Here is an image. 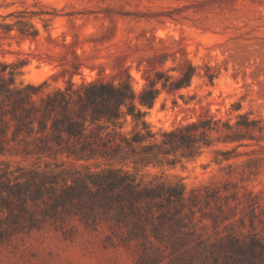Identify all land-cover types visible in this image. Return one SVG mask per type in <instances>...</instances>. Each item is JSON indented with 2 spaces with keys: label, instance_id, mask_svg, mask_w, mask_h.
<instances>
[{
  "label": "rangeland",
  "instance_id": "374dc122",
  "mask_svg": "<svg viewBox=\"0 0 264 264\" xmlns=\"http://www.w3.org/2000/svg\"><path fill=\"white\" fill-rule=\"evenodd\" d=\"M183 59L190 86L159 89L115 129L145 124L159 140L200 115L218 120L192 153L67 156L0 134V264H264V0H0V65L16 88L116 84L120 72L139 92L150 64L175 75ZM109 171L183 189L187 215L167 204L133 212L101 178Z\"/></svg>",
  "mask_w": 264,
  "mask_h": 264
},
{
  "label": "trees",
  "instance_id": "16d2710c",
  "mask_svg": "<svg viewBox=\"0 0 264 264\" xmlns=\"http://www.w3.org/2000/svg\"><path fill=\"white\" fill-rule=\"evenodd\" d=\"M0 66V134L8 129L12 135L24 133L38 142L37 149L42 153L55 150L67 156L88 158L115 157L122 153L149 158L178 148L192 153L198 146L209 145L211 133L217 130L218 120L206 115L161 131L159 140L145 124H142L144 132L135 128L129 132L115 129L123 113L140 116L138 106L152 108L159 89L175 93L189 87L194 68L187 59L179 62L175 75L156 70L150 64L142 75L146 83L139 92L133 89L129 74L124 78L119 72L115 74L116 84L102 78L78 85L68 80L62 89L41 93L42 85L13 87L12 72L7 71L6 64ZM123 68L121 66L119 71ZM205 75L212 83L214 76ZM101 178L115 179L107 184L129 198L127 206L133 212L167 204L175 207L173 214L178 220L187 215L176 207V204L184 206V191L179 187L142 185L116 171H109ZM90 185L95 190L106 186L95 180H91ZM68 189L71 187L64 190ZM49 190L55 194L54 187ZM120 194L115 195L116 199ZM124 205L121 203L120 209Z\"/></svg>",
  "mask_w": 264,
  "mask_h": 264
}]
</instances>
